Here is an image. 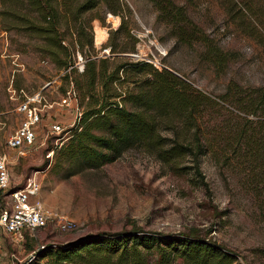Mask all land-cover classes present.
Returning <instances> with one entry per match:
<instances>
[{"label":"rangeland","instance_id":"374dc122","mask_svg":"<svg viewBox=\"0 0 264 264\" xmlns=\"http://www.w3.org/2000/svg\"><path fill=\"white\" fill-rule=\"evenodd\" d=\"M173 1L232 58L221 71L204 59L205 48L200 43H177L170 26L157 21V11L150 0L111 2L114 9L121 8L117 16L104 2L80 14L82 0H56L59 30L70 54L76 57L81 52L97 64L101 59L108 60L106 74L118 64L134 63L135 54L155 59L160 70L171 71L210 100L199 122L201 134L215 136L217 146L224 145L218 149L217 157L207 154L200 158L207 189L191 170L190 157L168 165L155 152L139 146L97 169L65 163L56 166L54 154L47 158L48 146L55 147L57 139L56 135H47V126L52 122L48 115L68 130L76 113L67 108L57 107L45 114L36 147L25 157L9 150L6 142L24 119L15 100L19 90L28 96L41 93L48 102L57 103L71 83L74 88L77 75L52 61L42 39L23 27L12 29L10 21L0 16V153L8 156L11 189H22L29 179L35 180L44 206L59 210L76 225L69 232L49 227L23 233L25 240L32 238L27 240L29 246L63 245L92 235L130 231L184 234L223 247L239 264H264V204L260 203L264 187L252 181L250 165L235 160L229 149L232 132L242 125L239 119L247 116L227 93L230 85L247 89L264 86V0ZM122 18L123 28L115 33ZM98 29L106 33L105 41L99 45ZM72 57L71 61L76 60ZM119 77L124 81L117 83L118 93L138 91L134 89L139 84L136 82L145 74L121 71ZM10 86L15 95L9 92ZM84 103L86 106L87 99ZM80 111L82 114V108ZM172 128L166 122L158 126L160 134L167 138H172ZM186 130L183 123L177 126L183 135L181 141H193L195 127L191 132ZM64 137L62 143L66 144L69 134ZM3 241L0 264L27 261L29 253L24 241L16 248L12 240Z\"/></svg>","mask_w":264,"mask_h":264},{"label":"trees","instance_id":"16d2710c","mask_svg":"<svg viewBox=\"0 0 264 264\" xmlns=\"http://www.w3.org/2000/svg\"><path fill=\"white\" fill-rule=\"evenodd\" d=\"M82 1L78 7L80 14L94 9L100 2H104L115 16L121 9L110 5L111 2L118 3V0ZM0 2L3 8L0 16L10 21L12 29L23 27L24 31L42 39L52 61L64 70L70 68L68 73L77 75L73 84L82 114L67 130L66 144L47 148L48 153L53 151L56 166L65 163L80 169H97L114 163L126 150L139 146L155 152L157 158L168 165L190 157L191 170L200 184L208 188L201 174L200 158L207 154L217 157L218 149H223L224 144L219 147L215 136L210 138L201 134L199 122L203 107L210 102L206 96L171 71L156 70L145 62H124L106 74L108 60L101 59L97 64L92 57H84L80 52L85 62L84 71L79 74L71 68L74 64L71 57L73 59L75 55L63 45L56 0ZM150 2L157 11V21L170 26V33L177 43L198 42L203 45L204 59L216 70L221 71L232 59L187 16L182 6L173 0ZM123 24L122 18V24L115 33L123 28ZM121 71L145 74L136 82L139 84L134 89L138 91L118 93L116 85L124 81L119 77ZM69 74H66V79ZM234 87L230 85L227 93L247 117L239 119L242 125L232 132L229 149L235 160L250 165L252 181L256 180L257 185L264 187V86L251 89ZM161 122L173 127L172 138L160 134L158 126ZM180 123L184 124L186 132L195 127L193 141H181L183 135L177 131ZM260 203L264 204L263 198ZM31 239L26 238L25 249L33 253V259L17 264H239L237 258L228 254L230 252L223 251V247L206 243L195 235L130 231L92 235L63 245L42 244L37 248L29 246Z\"/></svg>","mask_w":264,"mask_h":264},{"label":"built area","instance_id":"2783aa9c","mask_svg":"<svg viewBox=\"0 0 264 264\" xmlns=\"http://www.w3.org/2000/svg\"><path fill=\"white\" fill-rule=\"evenodd\" d=\"M132 58L135 62L148 63L158 70L161 68V65L155 59H145L135 54L132 55ZM75 59L71 68L83 73L85 61L78 53ZM48 85L50 84H46L45 87ZM9 92L13 95L16 93L12 86L9 87ZM15 100L18 102L17 111L24 115V119L17 131L8 138L6 147L9 150L16 151L19 157H25L28 152L36 147L37 139L40 135V125L48 111L59 107L67 108L69 112H75L76 120L72 126L75 125L81 116L78 96L72 83L57 103L48 102L41 93L28 96L23 90H19L18 97ZM48 118L52 122L47 126V135L57 136L55 140V147H57L58 142H61L60 145L62 144L64 136L68 135V131L61 126L59 120L49 115ZM52 156L53 151H50L47 154V158L51 159ZM7 166L8 156L0 153V258L2 257L3 240L5 238L14 240L22 238L23 233H32L49 227L56 228L61 232H69L76 228L75 223L59 210L48 209L44 206L38 197L40 186L35 180L29 179L22 189L12 190ZM28 257L27 261H31L33 253H29ZM21 262L19 261V263Z\"/></svg>","mask_w":264,"mask_h":264},{"label":"bare ground","instance_id":"6f19581e","mask_svg":"<svg viewBox=\"0 0 264 264\" xmlns=\"http://www.w3.org/2000/svg\"><path fill=\"white\" fill-rule=\"evenodd\" d=\"M97 34H96V43L99 45V44H102L105 39H106V33L105 31L101 30V29H98L97 31Z\"/></svg>","mask_w":264,"mask_h":264},{"label":"crops","instance_id":"0c3cea01","mask_svg":"<svg viewBox=\"0 0 264 264\" xmlns=\"http://www.w3.org/2000/svg\"><path fill=\"white\" fill-rule=\"evenodd\" d=\"M21 241H24V243L26 242V240H25V237H22V238H18V239H14V240H12V242L15 244L14 245V248H16L17 247V244L19 243V242H21ZM9 264V263H8ZM11 264V263H10Z\"/></svg>","mask_w":264,"mask_h":264}]
</instances>
